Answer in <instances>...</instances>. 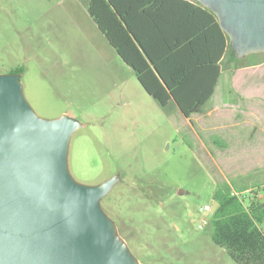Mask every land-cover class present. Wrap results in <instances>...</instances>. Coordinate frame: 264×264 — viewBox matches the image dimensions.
I'll return each instance as SVG.
<instances>
[{
  "label": "rangeland",
  "instance_id": "374dc122",
  "mask_svg": "<svg viewBox=\"0 0 264 264\" xmlns=\"http://www.w3.org/2000/svg\"><path fill=\"white\" fill-rule=\"evenodd\" d=\"M19 66L39 116L84 123L70 139L72 176L119 174L101 205L141 264H239L197 224L218 184L243 195L264 184V52H227L210 101L185 118L142 88L86 0H0V73Z\"/></svg>",
  "mask_w": 264,
  "mask_h": 264
},
{
  "label": "water",
  "instance_id": "95a60500",
  "mask_svg": "<svg viewBox=\"0 0 264 264\" xmlns=\"http://www.w3.org/2000/svg\"><path fill=\"white\" fill-rule=\"evenodd\" d=\"M212 11L236 59L264 52V0H196ZM21 73H0V264H141L101 200L119 174L95 184L69 169L84 123L39 116Z\"/></svg>",
  "mask_w": 264,
  "mask_h": 264
},
{
  "label": "trees",
  "instance_id": "16d2710c",
  "mask_svg": "<svg viewBox=\"0 0 264 264\" xmlns=\"http://www.w3.org/2000/svg\"><path fill=\"white\" fill-rule=\"evenodd\" d=\"M192 1L86 0L90 18L142 88L167 113L185 118L210 101L225 54L240 60L216 15ZM233 191L223 183L215 188L211 239L236 263L264 264V184L246 195Z\"/></svg>",
  "mask_w": 264,
  "mask_h": 264
},
{
  "label": "built area",
  "instance_id": "2783aa9c",
  "mask_svg": "<svg viewBox=\"0 0 264 264\" xmlns=\"http://www.w3.org/2000/svg\"><path fill=\"white\" fill-rule=\"evenodd\" d=\"M233 193L238 194L235 191H233ZM211 210H212V203H206L199 209L200 219L197 224V227L199 229H203L209 223Z\"/></svg>",
  "mask_w": 264,
  "mask_h": 264
},
{
  "label": "crops",
  "instance_id": "0c3cea01",
  "mask_svg": "<svg viewBox=\"0 0 264 264\" xmlns=\"http://www.w3.org/2000/svg\"><path fill=\"white\" fill-rule=\"evenodd\" d=\"M187 1H189V2H193L192 0H187ZM179 112V111H178Z\"/></svg>",
  "mask_w": 264,
  "mask_h": 264
}]
</instances>
